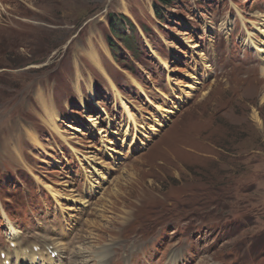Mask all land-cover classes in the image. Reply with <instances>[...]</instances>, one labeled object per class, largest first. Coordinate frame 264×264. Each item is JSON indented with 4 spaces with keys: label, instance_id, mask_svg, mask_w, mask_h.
<instances>
[{
    "label": "rangeland",
    "instance_id": "rangeland-1",
    "mask_svg": "<svg viewBox=\"0 0 264 264\" xmlns=\"http://www.w3.org/2000/svg\"><path fill=\"white\" fill-rule=\"evenodd\" d=\"M167 10L159 20L152 0H0V125L12 134L0 148V239L13 225L28 244L56 246L64 264H264V0ZM113 14L136 26V54L113 39ZM79 88L87 102L97 94L89 115L73 99ZM55 110L66 117L58 135L114 169L95 204L69 205L74 231L45 233L34 218L66 222L80 160L54 137ZM93 114L113 124L104 136L90 130ZM128 117L144 128L127 129Z\"/></svg>",
    "mask_w": 264,
    "mask_h": 264
},
{
    "label": "trees",
    "instance_id": "trees-1",
    "mask_svg": "<svg viewBox=\"0 0 264 264\" xmlns=\"http://www.w3.org/2000/svg\"><path fill=\"white\" fill-rule=\"evenodd\" d=\"M176 1L180 0H154L153 6L155 14L159 18H163V12L165 11V8L173 6ZM109 24L110 28L112 30V33L117 37L120 41H122L128 49H131L134 53L136 52L134 47L131 45L133 40L132 37L127 35V33L124 32V30L128 27L133 29L132 22L128 19V17L124 15H116L113 14L109 16ZM125 33V34H123ZM109 45L111 50L115 55H117L118 50H121L117 45L114 44L112 38L108 37Z\"/></svg>",
    "mask_w": 264,
    "mask_h": 264
},
{
    "label": "bare ground",
    "instance_id": "bare-ground-1",
    "mask_svg": "<svg viewBox=\"0 0 264 264\" xmlns=\"http://www.w3.org/2000/svg\"><path fill=\"white\" fill-rule=\"evenodd\" d=\"M264 71V70H263ZM112 86H113V88H117V86L116 85H114L113 83H112ZM119 97V96H118ZM264 97V96H263ZM120 98V97H119ZM123 102V101H122ZM123 104V106H124V103H122ZM99 108L101 107L100 106V104L99 105H97ZM157 108L161 111H165V109L164 108H160V106L158 105L157 106ZM102 109V108H101ZM167 111V110H166ZM169 114L171 113L170 111L168 112ZM257 115H258V113H257ZM134 116V115H133ZM167 116V115H166ZM98 118H100V116L98 117ZM129 118V117H128ZM98 119H97V117H91V118H89L88 117V121H89V123H90V121L93 123V124H95L96 123V121H97ZM257 120V119H256ZM260 120V119H259ZM53 121V120H52ZM129 121H134V120H131L130 118H129ZM260 122V121H259ZM91 123V124H92ZM110 122H108V124H105L104 126H102L101 128H104V129H102L101 130V132L102 133H104V132H106L107 130H109L110 129V127H112V125L113 124H109ZM128 124L129 123H127V129H130V131H131V127L129 126L128 127ZM55 125L56 126H54V128H55V130H56V132H57V134H61V132H60V130H59V126L57 125V123L55 122ZM72 127V126H71ZM127 129L125 130V136H127L126 135V131H127ZM117 132H113L112 134H116ZM111 143H113L111 140H109ZM137 141L135 140V139H133V143L131 144V147L132 148H134L135 147V143H136ZM108 149H114L113 147H108ZM129 149H130V147H129ZM117 150V149H116ZM102 161V160H101ZM104 178H106V176L104 175ZM116 191V190H115ZM93 193V192H92ZM178 219V218H177ZM21 232H19V231H13V237H15L17 234H20ZM47 239V238H46ZM49 239V238H48ZM48 239H47V241H48ZM10 240H12V239H10ZM50 240V239H49ZM120 239H118L117 241H114L115 242V244L116 243H118V241H119ZM126 239H121V241L117 244V246H114V244H113V249L114 248H116V250H117V254L120 252V251H123V249H126L127 248V244H126V241H125ZM12 241H14V240H12ZM41 241V240H40ZM45 241V240H44ZM21 242V241H20ZM20 242H19V244H20ZM46 242V241H45ZM113 242V243H114ZM112 246V245H111ZM32 247V245L30 246V248ZM18 249H19V247H18ZM84 249H86V248H84ZM113 249L112 250H110V251H108V253H112L113 252ZM87 250H89L88 248H87ZM12 251H14V250H12ZM80 251H81V249H80ZM84 252H86V251H83V252H79L78 254H83ZM11 254V253H10ZM9 254V255H10ZM32 256L33 257V259H32V261L33 262H36V259L37 258H41L42 260H43V262H42V264H55V262H54V260L52 259V258H49L48 260H46V262L44 261V258H43V254H41L40 255V253H32V254H27L26 252H16V251H14V256L17 258V260L19 261V260H21V259H24V261H26V256ZM119 255H121V253H119ZM62 255L60 254V257H61ZM60 257H59V259H60ZM63 257V256H62ZM74 257V256H73ZM120 259H121V257H120ZM118 260V259H117ZM116 260V261H117ZM57 264H64L63 262L62 263H57ZM82 264H85V262L83 261V263Z\"/></svg>",
    "mask_w": 264,
    "mask_h": 264
}]
</instances>
